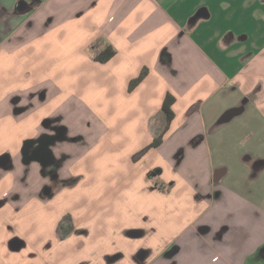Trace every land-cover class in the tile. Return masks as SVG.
Masks as SVG:
<instances>
[{
	"label": "crops",
	"instance_id": "obj_1",
	"mask_svg": "<svg viewBox=\"0 0 264 264\" xmlns=\"http://www.w3.org/2000/svg\"><path fill=\"white\" fill-rule=\"evenodd\" d=\"M2 158L0 264H264V0H0Z\"/></svg>",
	"mask_w": 264,
	"mask_h": 264
},
{
	"label": "trees",
	"instance_id": "obj_2",
	"mask_svg": "<svg viewBox=\"0 0 264 264\" xmlns=\"http://www.w3.org/2000/svg\"><path fill=\"white\" fill-rule=\"evenodd\" d=\"M113 56V52L110 50L104 51L100 54H97L94 59L99 61V62H106L108 61L111 57ZM146 75V72L143 71L141 73V75L139 76L138 79H136L135 81H133L130 84V89H132L133 87H135ZM174 103V98L171 96H167L162 104L161 110L159 112V115L155 116L154 119H156L158 116H163L164 119V124H163V128H159L158 130H155V132H153V140L152 142L143 150H141L139 152V154H137V157L143 155L147 150L151 149V148H156L160 145L161 140L163 139V136L165 134V132L167 131L172 119H173V111H172V105ZM161 129V130H160ZM71 230V225H70V219L69 217H65L62 222L60 223L58 230H57V234L60 237V239H63Z\"/></svg>",
	"mask_w": 264,
	"mask_h": 264
},
{
	"label": "water",
	"instance_id": "obj_3",
	"mask_svg": "<svg viewBox=\"0 0 264 264\" xmlns=\"http://www.w3.org/2000/svg\"><path fill=\"white\" fill-rule=\"evenodd\" d=\"M5 161H6V158H2V159L0 160V163H5Z\"/></svg>",
	"mask_w": 264,
	"mask_h": 264
},
{
	"label": "flooded vegetation",
	"instance_id": "obj_4",
	"mask_svg": "<svg viewBox=\"0 0 264 264\" xmlns=\"http://www.w3.org/2000/svg\"><path fill=\"white\" fill-rule=\"evenodd\" d=\"M46 191H48V192H50V193H51V189H50V190H46Z\"/></svg>",
	"mask_w": 264,
	"mask_h": 264
}]
</instances>
